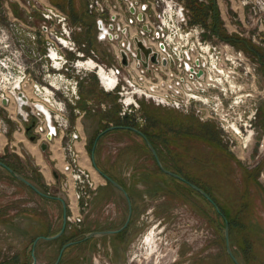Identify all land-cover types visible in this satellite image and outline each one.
Masks as SVG:
<instances>
[{"label": "rangeland", "instance_id": "374dc122", "mask_svg": "<svg viewBox=\"0 0 264 264\" xmlns=\"http://www.w3.org/2000/svg\"><path fill=\"white\" fill-rule=\"evenodd\" d=\"M191 1H185L188 26H201L204 40L214 46L220 43L217 35L242 39L264 63V49L252 41V28L248 37L228 34L234 28L244 33L248 23L247 8L242 9L238 0H194L201 8L194 20ZM34 2L51 5L67 16L70 39L77 51L106 68L116 66L119 47L114 41L98 42L94 20L83 16L84 7L87 12L85 0H0V29L7 33L8 43L20 49L26 71L39 56L44 62L47 43L54 41V37L39 35L41 18ZM124 15L128 21L129 13ZM214 23L215 32L211 29ZM138 27L131 25L129 32L138 31ZM235 49L242 51L247 61L245 65L225 64L234 72L230 80L233 83L224 82V90L209 88L205 79L188 87L181 81L176 84L184 97L191 93L190 88L199 89L203 95L204 102L196 109L191 105L189 115L144 99L137 100V108L123 112L116 91L105 92L93 72L83 76L79 108L84 109L87 100L96 108L81 119L86 147L90 154L93 152L97 167L122 184L131 203L130 221L119 234L83 240L89 232L121 228L127 217L123 194L105 180L106 185L101 187L93 181L96 193L81 223L72 226L67 221L60 237L44 240L61 229L60 203L37 195L0 168V264L13 260L16 264H31L36 238L40 239L34 248L35 264H54L62 246L75 241L80 242L67 247L58 264H234L226 252V225L230 248L239 264H264V65L253 53ZM61 53L69 62L76 59L72 52ZM116 68L119 76H128L124 68ZM172 73L171 82L176 83L178 75ZM114 108H118L119 117L128 116L136 129L148 133L159 159L169 158L171 163L162 164L164 168L198 176L197 184L223 216H218L212 204L188 186L161 174L141 137L126 130H108L113 123L101 114ZM215 108L222 114L221 121L208 117ZM232 126L240 133L236 134ZM35 143L39 144L37 140ZM25 152L24 160L8 152V161L18 162L22 174L38 184L40 191L66 200L60 188L64 174L57 183L49 175L45 181L40 165L35 164L39 153L31 149ZM180 161L184 167L178 164Z\"/></svg>", "mask_w": 264, "mask_h": 264}, {"label": "built area", "instance_id": "2783aa9c", "mask_svg": "<svg viewBox=\"0 0 264 264\" xmlns=\"http://www.w3.org/2000/svg\"><path fill=\"white\" fill-rule=\"evenodd\" d=\"M85 1L87 12L95 17L97 22H101L106 29L110 25L113 26V30H108L111 38L106 35L101 40L108 39L117 43L119 48L114 61L116 66L127 71L128 76H119L116 66L106 68L105 65L85 57L82 51H77L70 39L72 31L67 26V16L51 5L39 6L34 2L41 18L39 35L54 37V41L47 43L44 62L41 56L34 59L30 71H26L28 67L23 63L20 49L12 47L8 43L7 33L0 29V112L5 113V117L0 113V131L8 133L6 120H16L19 113L17 99L18 95L22 94L32 114L26 116L22 112V122L24 125L29 123L30 126L33 123L31 131L35 140L39 144L48 145L54 138L59 137L64 142V178L60 182V188L64 192L66 208L71 212L70 216L66 214V222L72 226L81 223L87 204L97 189L96 184L78 163L79 152L75 143L80 137L71 121V116L77 121L87 113L96 111L93 107L95 105L89 100L85 101L84 109L79 108V84L83 76L93 72L105 92L116 91L123 112L131 111V107L137 108V100L144 99L157 106L187 113L191 105L196 109L197 104L204 102L203 95L199 89L190 88L188 91L191 93L184 94V97L182 92L176 89L179 81L188 87L189 84L193 86L195 82L205 79L209 88L221 91L224 90V82H230L234 72L231 67L226 68L225 64L245 65L247 61L245 54L236 50L230 43L220 40L219 44L212 46L211 42L203 39L204 30L201 26H188L186 0ZM238 1L242 9L247 8L248 23L244 25V33L234 28L228 30V34L236 33L248 37L252 28V41L264 49V0ZM131 8L134 9L133 14L130 12ZM124 12L130 15L128 21ZM138 15L141 16L140 21ZM103 17L107 18L109 25L103 24ZM133 24H138L139 27L138 31L131 34L129 31ZM144 26L146 31L142 29ZM123 30L125 33H122ZM114 36H117V39ZM134 38L143 41L157 54V65L149 64L148 68L137 65L133 57ZM128 44L129 51L126 50ZM65 50L74 53L76 59L73 62L64 58L61 52ZM121 51L128 57L126 67L121 63ZM163 60L166 61L164 66ZM89 61L93 62L92 66L88 65ZM170 62H173V67ZM101 69L106 73L105 78H114L111 85L107 86L105 79H101ZM172 72L179 76H176V83L171 82ZM201 92L204 93V89ZM10 107L13 109L10 110ZM99 107L105 110L104 104ZM208 117L220 121L223 119L217 108L212 109Z\"/></svg>", "mask_w": 264, "mask_h": 264}, {"label": "water", "instance_id": "95a60500", "mask_svg": "<svg viewBox=\"0 0 264 264\" xmlns=\"http://www.w3.org/2000/svg\"><path fill=\"white\" fill-rule=\"evenodd\" d=\"M130 12L133 14L134 13V9L131 8L130 9ZM138 20L140 21L141 20V16L138 15ZM112 20H114V18H112ZM98 24V30H99V35H98V39H104L105 36L107 35L109 38H111V34L109 33L108 30H113V26L110 25L108 29H106L101 22H97ZM143 30H147V28L144 26L142 27ZM122 33H125V30L122 31ZM115 39H117V36H114ZM134 41V45H135V52L133 53V57L135 58L136 62H137V65H141L143 68H148L149 64H152V65H157L158 62H157V54L155 52L152 51V49L148 46H146V44L139 40L138 38H134L133 39ZM126 50H130V44H128L126 46ZM121 63L123 66H127L128 65V57H127V54L124 52V51H121ZM162 65H166V61L163 60L162 61ZM170 66L173 67V62H170ZM17 106H18V109H19V113L17 115V118L21 121H23V117H22V112L26 115V116H32L31 114V111H30V108L28 106H26V100H25V97L22 95V94H19L18 95V99H17ZM24 107V109H23ZM33 126V123L31 124L30 127ZM114 127H110L108 130H113ZM131 131L134 132L135 134L141 136V138L144 140L147 148L149 149L150 153L152 154V156L154 157L158 167L160 168V170L169 175V176H172L174 178H179L176 174H173L172 172L166 170L162 164L160 163L158 157H157V153L155 151V149L153 148L152 144L146 139V137L137 129L135 128H131ZM30 141H35L34 137H30ZM40 149L42 151H45L47 149V144L46 143H41L40 144ZM93 149H94V146H93ZM91 161H92V164H93V167L94 169L100 174V172L98 171V169L94 166V160H93V152L91 153ZM0 168H3L4 170L7 171L8 174H10L15 180H17L18 182L26 185L27 187H29L32 191H34L37 195L43 197V198H52V199H55V200H58L61 202V206H62V221H61V229L54 235L52 236H49V237H45L43 238L44 240H54V239H57L58 237H60L64 231V228H65V225H66V204L65 202L63 201V199H60L58 197H50L48 195H46L45 193L41 192L37 187H35L32 183H30L28 180H26L21 174L17 173V172H14L12 169L8 168L3 162L0 161ZM101 175V174H100ZM102 176V175H101ZM103 179L105 181H107L111 186H113L115 189H117L118 191H120L123 196L125 197L126 199V202H127V217H126V220L123 224V226L117 230H105V231H93V232H89L87 234L84 235V238L83 240H88V239H92V238H98V237H102V236H107V235H112V234H115V233H118L120 231H122L123 229H125L130 221V218H131V214H132V208H131V203H130V200H129V197L127 195V193L124 191L123 187L120 186L118 183H116L115 181H113L110 177L108 176H102ZM194 190H196L203 198H205L208 202H210L212 204V206L214 207V210L216 212H219V208L217 207V205L211 200V198L204 192L202 191L201 189L195 187L194 185H190ZM224 238H225V246H226V252L228 254V256L230 257V259L232 260V262L234 264H239V262L236 260V258L234 257L232 251H231V248H230V244H229V237H228V226L226 225L225 226V229H224ZM40 238H36L33 242V247H32V250H31V258H32V263L31 264H35V256H34V248H35V245L37 243V241L39 240ZM80 241H75V242H69L65 245L62 246L57 258H56V261L54 262V264H58L60 259H61V256H62V253L63 251L73 245V244H76Z\"/></svg>", "mask_w": 264, "mask_h": 264}, {"label": "crops", "instance_id": "0c3cea01", "mask_svg": "<svg viewBox=\"0 0 264 264\" xmlns=\"http://www.w3.org/2000/svg\"><path fill=\"white\" fill-rule=\"evenodd\" d=\"M84 15L86 18H90L94 20V24L96 25L97 35L99 34L97 19L93 16L87 14L85 7ZM75 13H73L74 15ZM73 18V16H72ZM85 20V19H84ZM103 24L105 26L109 25L108 20L106 17H103ZM100 40L98 39V42ZM105 40V42H108ZM104 42V43H105ZM89 66L93 65V62H88ZM10 107L9 109H11ZM13 109V108H12ZM11 109V110H12ZM15 110V108H14ZM2 116L5 117L4 111L1 112ZM73 125L77 132L81 135L82 140L77 141L75 143V148L79 152V165L84 169V171L89 175L90 179L98 184L100 187L106 185L104 179L101 175L94 169L92 161H91V154L88 152L86 147V139L87 136L85 131L82 128L81 120L73 121ZM7 132L3 133L0 131V157L4 156L5 153L13 151L17 154L22 160H24V153L25 151H36L39 153L37 154V161L35 162L36 165H40V172L45 178V181L49 180L48 178L54 182H58L61 178V173H63L64 168V154L62 150V146L64 142L57 137L54 138L50 144L47 145V149L42 151L40 149V144L35 143V141H30V137L25 132L24 122L19 120H6ZM29 147V148H28ZM31 153V152H30ZM60 155V156H59ZM59 160V161H58ZM49 175V177H48Z\"/></svg>", "mask_w": 264, "mask_h": 264}, {"label": "trees", "instance_id": "16d2710c", "mask_svg": "<svg viewBox=\"0 0 264 264\" xmlns=\"http://www.w3.org/2000/svg\"><path fill=\"white\" fill-rule=\"evenodd\" d=\"M213 1H215V0H213ZM191 3H193L192 4V6L190 7L191 8V12H192V17H193V20L196 18V17H198L199 15H200V10H201V8H200V6L197 4V2H195L194 0L193 1H191ZM201 5V4H200ZM199 13V14H198ZM215 18H216V15H215ZM214 26H215V23L212 25V27H211V29H212V31L213 32H215V30H214ZM217 38L219 39V40H222V41H225V42H228V43H230L233 47H235V48H237V49H243V50H246L247 52H250V53H253L254 54V58L255 59H257V60H259V63L261 64V66L262 65H264V63L262 62V60H261V56H260V54L254 49V48H251L249 45H248V43L246 42V41H244V40H242V39H238V38H234V37H232V36H223V35H217ZM85 95V94H84ZM119 110H118V108H114V109H111L110 111H108V112H106V113H103V114H101V117H104V118H106L108 121H110V122H112L113 123V125L111 126V127H114V129L113 130H116V129H121V130H126V131H130V132H132L131 131V128H135L136 129V125L134 124V123H132V120H129V117L128 116H125V117H123V118H121V117H119ZM107 128H109V127H106L105 129H107ZM31 130H32V128L30 127V124H28V123H26L25 124V132H26V134L29 136V137H34L33 135H31ZM138 130V129H137ZM140 131V130H139ZM145 137H146V139L153 145V147L155 148V145H154V143H153V141L151 140V137L148 135V133L147 132H145V131H140ZM137 135V134H136ZM139 136V135H138ZM139 137H141V136H139ZM34 139H36L35 137H34ZM142 139V138H141ZM143 140V139H142ZM144 141V140H143ZM144 144H145V142H144ZM7 155H9L8 153H5V156L4 157H0V161L1 162H3L8 168H10V169H12L14 172H17V173H19V174H22V172L19 170V167H17L18 166V162H16V163H13V162H10V161H8L9 160V158H10V156H7ZM15 159V158H14ZM16 159H19L18 158V156L16 157ZM93 160H94V157H93ZM19 161V160H18ZM94 166L98 169V171L100 172V174L102 175V176H108L107 174H105L103 171H101L98 167H97V165H96V163H95V161H94ZM159 170H160V168H158ZM160 172H161V174H163L164 176H166V177H168L166 174H164L161 170H160ZM23 175V177L26 179V180H28L30 183H32L35 187H37L38 188V184H36V183H33V181L31 180V179H29L28 177H26L24 174H22ZM109 177V176H108ZM169 178H171V177H169ZM111 179H112V177H111ZM172 180H174L173 178H171ZM113 180V179H112ZM175 182L177 181V180H174ZM121 186H122V184L121 183H119ZM189 189H190V187H188ZM39 190H40V187L38 188ZM42 192V191H41ZM44 193V192H43ZM205 199V198H204ZM63 201L65 202V204H66V200H64L63 199ZM59 203H60V205H61V202L60 201H58ZM62 207V206H61ZM218 207V206H217ZM219 208V207H218ZM66 212H67V215H68V209L66 208ZM215 213L218 215V216H223V213H222V211L220 210V208H219V212H216L215 211ZM76 235H78V234H76ZM7 264H16V261H11V262H8Z\"/></svg>", "mask_w": 264, "mask_h": 264}, {"label": "flooded vegetation", "instance_id": "af4514ba", "mask_svg": "<svg viewBox=\"0 0 264 264\" xmlns=\"http://www.w3.org/2000/svg\"><path fill=\"white\" fill-rule=\"evenodd\" d=\"M187 114L189 115L190 113L189 112H187ZM153 159H154V157H153ZM159 159V158H158ZM154 161H155V159H154ZM159 161H160V163L161 164H164V165H167L169 162H170V160H169V158L168 157H163V158H161V159H159ZM156 162V161H155ZM171 163V162H170ZM177 163V162H176ZM178 164H180V165H182L183 167H184V164L185 163H183L182 161H180V162H178ZM168 166V165H167ZM166 170H168V171H170V172H172L173 174H176L179 178L177 179V178H174V177H172V176H169V175H167L168 177H171V178H173L174 180H177L178 182H180V183H182L183 185H185V186H188V187H190V189L194 192V193H197L198 195H200L196 190H194L190 185H194L195 187H197V188H199V189H201L200 188V186L197 184V182H196V180L198 179V176L196 177L195 176V174H193V176L190 174V173H187V172H184L182 169L180 170V171H176V170H174V171H172L170 168H165ZM165 174V173H164ZM191 181H194V183H192ZM202 190V189H201ZM202 191H204V190H202ZM205 192V191H204ZM206 193V192H205ZM207 194V193H206ZM208 195V194H207ZM209 196V195H208ZM210 197V196H209ZM124 230V229H123ZM121 232V231H120ZM120 232H118V233H115V234H119Z\"/></svg>", "mask_w": 264, "mask_h": 264}, {"label": "bare ground", "instance_id": "6f19581e", "mask_svg": "<svg viewBox=\"0 0 264 264\" xmlns=\"http://www.w3.org/2000/svg\"><path fill=\"white\" fill-rule=\"evenodd\" d=\"M52 56L55 58V54L54 53H52ZM100 74H101V79H105V82H106V85L107 86H109V85H111L112 83H113V80H114V78H112V77H108V78H105L106 77V73H104V71L101 69V72H100ZM231 87L233 88L234 86L233 85H231ZM237 100V99H236ZM232 129H233V131L236 133V134H238V133H240V131L238 130V128H236L235 126H232ZM245 140V139H244ZM29 148V147H28ZM60 156V155H59ZM59 161V160H58ZM80 164V163H79Z\"/></svg>", "mask_w": 264, "mask_h": 264}]
</instances>
